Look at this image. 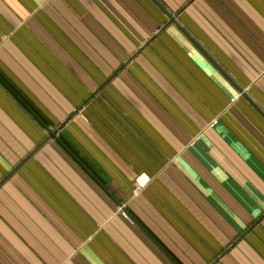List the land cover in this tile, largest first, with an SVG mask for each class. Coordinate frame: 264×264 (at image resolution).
<instances>
[{
    "label": "crops",
    "instance_id": "crops-1",
    "mask_svg": "<svg viewBox=\"0 0 264 264\" xmlns=\"http://www.w3.org/2000/svg\"><path fill=\"white\" fill-rule=\"evenodd\" d=\"M0 264H264V0H0Z\"/></svg>",
    "mask_w": 264,
    "mask_h": 264
},
{
    "label": "built area",
    "instance_id": "built-area-1",
    "mask_svg": "<svg viewBox=\"0 0 264 264\" xmlns=\"http://www.w3.org/2000/svg\"><path fill=\"white\" fill-rule=\"evenodd\" d=\"M150 181V178L145 175L142 174L140 175L137 179H136V190L141 189L142 187L146 186V184ZM122 213L124 215H128L126 209L123 207L122 208Z\"/></svg>",
    "mask_w": 264,
    "mask_h": 264
}]
</instances>
